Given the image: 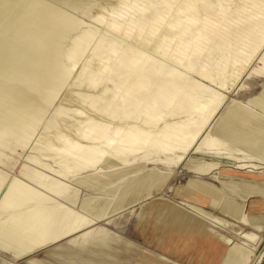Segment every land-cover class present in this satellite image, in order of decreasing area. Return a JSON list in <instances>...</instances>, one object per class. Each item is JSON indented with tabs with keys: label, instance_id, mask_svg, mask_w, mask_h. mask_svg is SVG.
<instances>
[{
	"label": "bare ground",
	"instance_id": "bare-ground-1",
	"mask_svg": "<svg viewBox=\"0 0 264 264\" xmlns=\"http://www.w3.org/2000/svg\"><path fill=\"white\" fill-rule=\"evenodd\" d=\"M83 1L89 0L65 5L86 16L90 9ZM110 1L92 14L93 22L104 23L99 30L44 0H0V139L28 138L70 78L62 95L72 100L66 110L57 106L58 118L31 147L38 188L16 177L3 194L1 248L8 242L30 249L64 229L91 225L64 201L54 205L73 199L71 184L83 172L149 159L173 167L205 149L219 158L216 167L224 159L233 170L264 165V139L249 141V131L229 122L211 126L223 98L209 105L196 98L210 90L206 80L235 86L246 72L264 76V0ZM149 208L158 215L152 229L161 230L164 244L177 243L197 226L160 205ZM206 223L224 244L237 240L227 249L230 264L251 262L261 241L257 233H220L235 224L218 216Z\"/></svg>",
	"mask_w": 264,
	"mask_h": 264
},
{
	"label": "rangeland",
	"instance_id": "rangeland-1",
	"mask_svg": "<svg viewBox=\"0 0 264 264\" xmlns=\"http://www.w3.org/2000/svg\"><path fill=\"white\" fill-rule=\"evenodd\" d=\"M1 1L7 2V5L15 2V0ZM44 1L48 4L51 3V5L60 8L68 14L82 18L85 23L91 24L99 30L103 29L104 23L93 22L92 14L98 11L101 5L103 7L111 2L110 0H96V3H93V0L83 1L86 4V9H90V13L83 16L71 12L72 10L67 7L68 5H65L67 0ZM58 2L60 3L59 6ZM88 2L91 3L88 5ZM91 4L94 5L91 6ZM61 5L63 6L61 7ZM106 14L107 17L105 18L104 16V18L109 19V14L107 12ZM75 71L76 69L72 74ZM147 72L150 74V71ZM203 82L210 85L211 88L204 94L196 96L201 103L209 105L214 98L224 99V103L219 108L211 126H219L229 122L232 124L231 128H243L249 131L250 134H244V138L249 139V141L257 143L258 139L260 141L264 139V76L256 77L246 72L236 82L235 86H232V81L214 84H211L208 80ZM70 84L71 78L63 86L64 89L61 88L62 90L58 92L57 100L55 99L54 105L52 104L49 108L48 114H46L42 123H39L34 128L32 134L24 139L22 143L15 140L14 137L0 139V201L13 178L18 177L28 182L30 186L38 188V183L32 177L36 168L30 164L34 160L32 156L37 154L31 152V147L37 142L38 136L42 133L47 123L58 118L59 113L56 111L57 108L60 106V108L62 107L63 109L64 107L63 110H66L72 104V100L69 101L70 99H65L63 96L64 91L69 89L66 87H71ZM152 86L153 88L155 87L154 85ZM158 97L160 98L161 96L158 95ZM245 104L248 107L244 106ZM239 107L246 110V112H241V110L239 112L237 110ZM244 138L241 141H244ZM233 140L235 139L233 138ZM262 151L264 153V148ZM202 152H195L196 154H193V151H191L186 158L173 167H168L163 163L149 159L135 167H120L109 171L90 170L83 172L77 176L76 182L73 183V179L70 178L69 181L72 183L74 193L78 192V207L83 201H97L99 199V210L105 207V203H103L105 200L110 203V206L119 203L121 207L110 216L100 217L101 219L92 226L90 233L79 234V236L72 239L70 237L63 238L46 246L33 247L27 253L19 256H12L7 252L0 251V264H159L161 262L163 264H201V262H196L194 258L179 260L165 253L172 254L174 252L177 254V251L186 248L188 242H192V239H187L189 237L183 236L177 243L164 244L158 238L162 234L161 230H157L156 227L152 229V225L155 222L159 223V221L154 219L156 213L155 211H150L151 208L149 207L151 206L150 204L161 199L164 205L169 207L176 205L180 207H177L178 209H181L183 205L178 202H182L210 212L211 214L205 212L208 216L205 219H203V215H199V218L205 222L206 220L211 222L214 217L218 216L235 224L231 228L220 227V233H225L226 235L229 233L228 235L233 236V233L239 230V227L241 230L257 233L261 237V241L257 245L256 255L252 256L253 258L251 257L249 264H264V225L262 231L257 232L250 226L227 216L218 208L226 203L224 198H233L239 201L243 194L240 189L233 188L236 186L233 185L234 182H231V180L235 179L230 176V173H239V177L245 175L246 177L244 178H253L255 181H258L260 176L264 175V165L262 168L254 169L251 172H246L244 169L243 172H236L233 170L235 168H233L232 163L225 161V159L221 160L219 167H216L215 163L219 161V158L213 157L206 149ZM208 164L211 169L203 172L204 165ZM223 179H227L228 181ZM191 182H201L206 189V195L205 193L203 194L201 188H197V191L193 190V187L189 186ZM218 190H221L223 193L221 197H219ZM259 194L263 195L264 193ZM259 194L246 199L247 209L252 200L258 202L260 200L264 201L263 198L258 199ZM213 200L216 202L214 204L216 207L212 204ZM59 203L63 204L64 202L57 199L54 205L56 206ZM68 203V206L73 204V199H70ZM156 205L159 206L160 204L156 203ZM168 211L170 210L168 209ZM255 214H258V212L256 211ZM53 236L55 235H52L51 238H54ZM90 236L105 242L102 244L100 252L89 249L88 244L92 243L89 238ZM214 238L217 239L216 237ZM74 240H77L75 241L77 242L76 245H78L77 250L75 249L77 246L72 242ZM172 240L175 241L174 237ZM231 241L225 247L229 248L232 243L237 242L234 238H231ZM203 244L204 242L200 243V245H195L197 249H195L194 254L199 255L202 251L201 248H204ZM190 245L192 246V243ZM164 246L166 248L163 251L161 247ZM51 247L66 248L65 250L68 252L60 251L57 254L51 255L48 254ZM209 251L213 257L215 256L214 264H230L232 262L228 255H223L218 250L212 251L211 246ZM225 257L226 260H224ZM205 264H209V262Z\"/></svg>",
	"mask_w": 264,
	"mask_h": 264
},
{
	"label": "crops",
	"instance_id": "crops-1",
	"mask_svg": "<svg viewBox=\"0 0 264 264\" xmlns=\"http://www.w3.org/2000/svg\"><path fill=\"white\" fill-rule=\"evenodd\" d=\"M211 169V167L208 165H204L202 171L203 172H207ZM247 169H245L246 171ZM236 172H243V170H234ZM246 172H250V171H246ZM239 173H230V176H232L235 180H231V182H234L233 185H235L236 187L233 188H237L240 189L243 194L240 198V200H235L233 198H224L226 203L222 204V206L218 207L220 209L221 212H223L224 214H226L227 216H230L232 218H234L235 220H237L238 222H241L240 219L244 218L247 221V225L250 226L253 230H255V228L257 227H261V229L263 228L264 225V201L258 202L255 200L250 201L248 209H247V204H246V199L248 197H253L256 194H263L264 193V175L260 176L259 180L261 181H255L253 178H244L246 177L245 175H241V177L238 176ZM239 177V178H238ZM225 181H228L227 179H223ZM230 180V179H229ZM189 186L193 187V190H196V188H202L203 194L205 193V187L201 184V182H196L193 183L191 182ZM189 193V191H188ZM187 193V194H188ZM219 193V197L222 196V192L221 190H218ZM206 195V193H205ZM260 195V194H259ZM72 197V196H69ZM190 197V196H187ZM162 198V197H161ZM264 199V194L260 195L258 199ZM62 201H64L67 205L68 200L60 198ZM78 199V192L75 193V195H73V204H70V206L73 208V210L75 211V213H80L83 214L85 216H87L88 218H90L92 220V224L84 227L78 231H71L70 229L66 230H62L59 232L58 235L53 236L54 238H49L46 239V242L43 245L37 244L33 247H41V246H46L48 244L57 242L60 239L63 238H75L77 236H79V234H86V233H90L91 228L93 225H95L97 223L98 220H100L102 216L107 217L110 216L111 214L115 213V211H117L121 205L119 206V203L114 204L113 206H110V203L105 200L103 203H105V207L102 208V210H99L98 205L100 204V199L97 201H83L80 206L78 207V203H79V199ZM162 200V199H161ZM159 200V201H155V203L150 204L151 206L159 203L160 206L163 209H169L170 211L172 210V212L176 213L177 215H181L182 217H185L186 219H189L191 221H193V223H196V227H193L191 230L187 229V233H186V237H189L187 239H192V242H190V244L192 243V247L193 249H182V250H178L177 254L176 253H168L165 252L171 256H174L176 258H178L179 260H188L191 258H194L196 262H212L211 264H214L215 261V256L213 257L210 254V246L212 247V251L218 250L220 253L222 252L223 255H227V249L228 247H225L226 244H224L221 240H219L217 237V239H215L213 235H211L210 231H209V226H207V223L204 220H201V218H199V213L202 212L203 214V219L208 218L207 214L204 211L196 206L193 205H187L184 204L182 202H178L181 205H183V208L178 209L180 207L178 206H166L164 205V203ZM216 202L215 200L212 201V204L214 205ZM102 204V203H101ZM67 205H65L67 207ZM110 206V207H109ZM216 207V205H214ZM178 207V208H177ZM258 212V214H255V212ZM102 213V214H100ZM103 213H105V215H103ZM181 213V214H180ZM208 214H211L210 212H207ZM213 214V213H212ZM262 214V215H261ZM214 215V214H213ZM154 216V215H153ZM158 215L156 214L154 216V219H159L157 217ZM238 216V217H237ZM222 218V217H221ZM225 219V218H224ZM227 220V219H225ZM207 221V220H206ZM229 221V220H227ZM231 222V221H230ZM249 223V224H248ZM158 230V227H156ZM238 229V228H237ZM240 229V227H239ZM237 231V230H236ZM245 231V230H242ZM90 240L92 241V243L88 244V247L90 250H97L100 252V250L102 249V244H104L105 242L103 240H100L98 238H94L92 236L89 237ZM77 240L72 241L73 243H75L74 245L77 244V242H75ZM80 241V240H78ZM203 244L204 248H201V252L199 253V255L194 254L195 250V245H200V243ZM5 243V242H4ZM77 247L75 248L77 250L78 245H76ZM29 247V245H25V246H20V245H14L11 243L6 242L4 244V248L0 247V251H4L9 253L12 256H19L21 254L27 253L30 249H32L33 247H31L30 249L27 248ZM27 248V249H26ZM66 248H57V247H51L49 248L48 254H57L59 253V251L64 250L65 252H68L67 250H65ZM200 249V248H198ZM164 251V250H163ZM201 255V256H200ZM226 260V257L225 259ZM144 264V263H143ZM159 264H163V262L159 263Z\"/></svg>",
	"mask_w": 264,
	"mask_h": 264
}]
</instances>
